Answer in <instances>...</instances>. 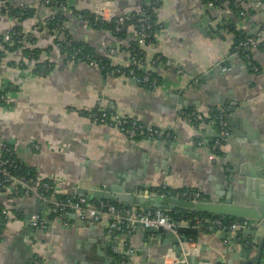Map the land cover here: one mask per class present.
I'll return each mask as SVG.
<instances>
[{
	"label": "crops",
	"instance_id": "crops-1",
	"mask_svg": "<svg viewBox=\"0 0 264 264\" xmlns=\"http://www.w3.org/2000/svg\"><path fill=\"white\" fill-rule=\"evenodd\" d=\"M149 1L68 0L69 11L62 24L74 40L87 44L112 63L125 66L126 55L116 52L108 56L107 51L110 47L126 48L135 41L134 30L118 35L110 29L93 28L84 14H98L101 8L106 14L135 12ZM245 1L248 15L232 17L227 26H221L220 18L203 0H159L155 14L161 27L144 48L145 59H171L184 73L170 68L151 69L158 81L155 86H146L125 77L112 80L91 65L71 64L53 46L55 37L62 38L63 33L54 32L47 25L50 9L41 0H9L15 6L25 4L35 10L22 21L11 16L0 18V33L16 25L24 29L37 27L35 46L42 50L37 62H50L52 69L39 75L36 62L23 48L11 50L10 45H0V85L14 89L10 103L0 105V143L11 145L15 157L33 171L32 177L54 181L62 196L74 195L76 188L106 181L118 185L133 177L136 178L131 182L142 185L138 193L166 185L209 194L215 184L224 180L222 171L235 164L233 158L264 156V50L253 54L262 67L258 73L249 72L238 54H230L235 30L264 42V12L253 7L252 0ZM231 24L234 31L228 27ZM224 60L227 64L220 66ZM206 73V80L198 81ZM228 101L237 104V115L248 119L254 138L248 141L245 134L235 137L228 131L220 154H213L208 145L217 137L215 130L204 128L198 139V130L181 118L180 111L196 110L208 116L214 107L226 110ZM97 107L132 115L168 135L160 144L157 137L128 139L115 127L92 124L80 113ZM169 140L176 144L174 149L165 147ZM201 140L205 146L197 144ZM0 206L8 211V219L0 215V264H114L112 246L120 249L125 243L132 249L129 264L177 261L171 247L162 244L164 237L157 242L148 240L157 235L146 233L144 227H133L129 233L117 232V241L108 232L106 216L91 221L66 211L62 217L54 218L47 204L36 197L11 198L4 191H0ZM130 207L142 209L136 204ZM33 214L45 219L46 225L25 233L23 229L30 226L28 221ZM78 220H84V226H78ZM89 226L92 228L88 233L96 234L95 239L83 233L84 227ZM250 227L256 228L259 239L251 244L252 250L244 261L264 264V251L257 261L264 244V226L248 221L245 228ZM221 230L216 228L212 233L211 229H203L185 247L196 259H206L205 264H228L233 251L226 247L229 239L220 236ZM104 239L108 241L103 242ZM101 242L104 247L99 249L101 256H97L92 245L99 246ZM234 248L239 250L240 245ZM232 264L239 263L233 260Z\"/></svg>",
	"mask_w": 264,
	"mask_h": 264
},
{
	"label": "built area",
	"instance_id": "built-area-1",
	"mask_svg": "<svg viewBox=\"0 0 264 264\" xmlns=\"http://www.w3.org/2000/svg\"><path fill=\"white\" fill-rule=\"evenodd\" d=\"M234 3L231 7L229 2ZM204 3L208 8L213 9L215 15L220 18V25L227 26L232 17L244 18L248 15V4L245 0H204ZM41 4L47 6L51 13L58 11H67L68 4H64L60 0H42ZM25 5V4H23ZM159 0H150L143 6L139 11H135L136 17L133 12H126L122 14H106L104 9L101 8L100 12L96 14L99 21L110 22L114 21L115 31H122L133 29L135 33V42L137 44V50L129 48V44L126 48L117 49L110 47L107 51L108 56H113L116 52H120L122 55H126L127 63L125 66L119 63H112L111 67L106 69L104 76L112 80H117L121 77H125L135 83L148 82L149 81V70L155 67L170 68L178 74H183V70L176 65L174 61L166 58L160 60V57L152 58L150 61L146 60L145 57H138L139 54L144 53V48L150 44V38L152 36L151 29L154 25L161 27L157 21L152 22L151 18L153 15L156 16L155 11L159 7ZM252 5L255 8L262 9L264 12V0H252ZM151 12V13H150ZM8 9L0 11V18L7 16ZM135 18L136 26L132 24V20ZM50 17L47 18V21ZM45 24V22L43 23ZM37 27L32 29H15V26L7 28L4 32L0 33L2 40L7 44H11L12 39L17 38V43L23 47H33L35 42L32 41L34 37V31ZM64 39V35L62 38ZM234 50L237 52H246L244 63L246 68L250 69L252 73H258L259 65L254 60V52L264 50V42L262 38H258L254 35H248L244 40L233 42ZM53 46L58 50L60 41H55ZM59 51V50H58ZM66 60L71 64H86L99 68V60L93 55H81L79 50L72 51L70 53H63ZM100 55V54H99ZM137 55V57H136ZM102 56V55H101ZM103 57V56H102ZM85 59V60H84ZM98 60V61H97ZM124 67V68H123ZM135 67L141 69L143 75L138 76L135 72ZM157 82L152 81V86H155ZM13 87L0 85V101L3 104L10 103ZM83 113V111H80ZM181 118L188 124L195 127L198 131L204 128L210 127L217 133V137L214 141L208 145L209 149L213 154H216L220 150L223 139L228 135L226 127V110L222 107L217 108V115L211 117L210 113L208 116H203L196 110L180 111ZM89 119L92 124L106 125L115 127L128 139L139 138H154L158 136H167L168 133L165 131L148 126L142 121L138 120L132 115L118 113L115 110L110 111L105 108H97L95 110H89L84 115ZM199 146H205L204 141H198ZM7 142L0 143V191L7 192L11 198L21 196H34L40 201L47 204L51 215L54 218L62 217L66 211H73L82 219H89L96 221L102 216H106L109 219L108 232L113 234V239L117 240L120 238L118 231L123 233H129L136 223L140 224L144 228H157L161 227L165 231H172L177 234L178 225H187L189 221L192 222L194 227L202 226L203 229H211L212 227L229 230H236L239 228L246 227L248 221L246 220H231L224 216H201L197 214L186 213L180 222L173 219L164 210H142L136 209L130 206H116L115 204L104 201V200H93L88 199L86 196H75V195H59L56 183L54 181L39 180L36 177H30L28 180L19 178L12 173L14 164L8 159L3 157V151L7 149ZM37 148L36 145H33ZM20 189L22 191H20ZM149 195H156L159 197L169 196L177 199L188 200V201H200L205 197L202 192L197 189H185L177 190L162 185L157 189L149 190ZM0 215L3 219H8V211L1 210ZM30 226L42 228L46 225V220L42 219L39 215H31L29 219ZM112 250L118 253V259L114 264H129L131 260L132 249L127 243L122 248H118L117 245L112 246ZM189 251V249H188ZM186 253H183V259L186 258ZM179 260L174 263L176 264Z\"/></svg>",
	"mask_w": 264,
	"mask_h": 264
},
{
	"label": "water",
	"instance_id": "water-1",
	"mask_svg": "<svg viewBox=\"0 0 264 264\" xmlns=\"http://www.w3.org/2000/svg\"><path fill=\"white\" fill-rule=\"evenodd\" d=\"M226 61H222L220 66L226 65ZM227 67V66H226ZM209 73H206L198 78V81H205ZM197 84V83H195ZM232 101H228L226 109V127L229 132L235 137H241V134L246 135L248 141L253 137L249 132L251 127L248 125V119L236 114L237 104ZM179 103V101H178ZM182 103V102H180ZM186 104V102L184 103ZM184 105H182L183 107ZM180 107V109L182 108ZM185 107V106H184ZM238 129V130H235ZM205 130L197 131L196 137H200L204 134ZM252 135V136H251ZM164 136H158L156 139L158 144L161 143ZM242 138V137H241ZM175 143L171 140L165 142V147L174 149ZM247 154V152H245ZM244 153V154H245ZM167 155V153H166ZM235 163L231 167L222 171V182L214 185V190L209 194L205 193V198L200 201H188L177 199L174 197L156 195H149V192L142 191L138 193L137 189L142 185L131 182L135 179L133 177L130 180H124L122 183L115 185L106 182H99L88 188H76L75 196H86L88 199L104 200L109 202H118L124 206H130L136 204L143 210H172L181 214L183 211H198L202 213H208L211 215L224 216L229 219L238 218L240 220L254 221L258 226H264V156L260 158L245 157L243 160L233 158ZM133 174L135 171L130 170ZM139 173V171L137 172ZM129 174V173H127ZM126 176V175H125ZM130 177V175H127ZM137 176V175H136ZM78 226H84V220H78ZM180 222V218L177 219ZM29 223V221H28ZM141 227L136 223L134 229ZM92 226L84 227L83 233L88 234L93 239L96 238V234L88 233ZM146 233L156 234L157 238L148 239L151 241H158V238L163 236L162 244L170 246L171 252L174 258L179 261L176 264H205L208 263L206 259H196L191 255L185 247L188 242L185 234H196L203 231L202 226L194 227L192 222L189 221L187 225H178L177 234L172 231H165L161 227L157 228H144ZM25 233L34 232V226H28L23 229ZM216 228L212 227L211 232L215 233ZM232 231H235L234 233ZM90 232V231H89ZM220 236L224 239H229L226 247L233 251L231 259L227 261L228 264H232L233 260L238 261L239 264L245 263V259L251 252L252 245H255L259 239L256 235V228H239L236 230H229L228 228L222 229ZM246 240H250V243H246ZM108 241L104 239L103 242ZM239 244V250L234 248ZM96 247V255L101 256L99 249H102L104 245L102 242L99 246L92 245V248ZM183 253H186V258L183 259ZM244 256V257H243ZM163 260V258H162ZM250 264V262L248 263Z\"/></svg>",
	"mask_w": 264,
	"mask_h": 264
},
{
	"label": "trees",
	"instance_id": "trees-1",
	"mask_svg": "<svg viewBox=\"0 0 264 264\" xmlns=\"http://www.w3.org/2000/svg\"><path fill=\"white\" fill-rule=\"evenodd\" d=\"M42 1V0H41ZM61 2H63L64 4H68V0H60ZM204 1V0H203ZM229 5L231 7L234 6V3L233 1L229 2ZM4 9H8V15L7 16H11V17H14V18H17L19 21H22L30 16H32V13L33 11L35 10L34 7L32 6H29V5H19V6H15L14 4H11L9 2V0H0V11H4ZM68 11H69V7H68ZM66 13L67 11H58V12H54L53 14H51L50 16V19L47 21V25H49L50 29L54 32H59V34L63 33L64 35V39H59L60 35L59 36H56L55 37V41H60V48L58 49L60 53H70L72 51H76V50H79V54H81L82 56L83 55H93L94 57H96L98 60H99V71L103 74H105V71L106 69L110 68L111 67V60L108 58V57H102L101 55H99L95 50H93L90 46H88L87 44L85 43H82L80 41H76L74 40L71 35L66 32L64 30V27H63V20L66 18ZM151 13V12H150ZM133 14L135 15V17L137 16L135 12H133ZM84 16H86L87 20L89 21V23L91 24V26L93 28H102V29H110L114 32H116L118 35H124L126 33V30H122V31H115V23L114 21H110V22H105V21H99V19L96 17V14H84ZM156 16L153 15L151 20L152 22H155L156 21ZM132 24H134L136 26L137 22L135 20V18L132 20ZM229 29L231 30H235L234 26L231 24L228 26ZM158 25H154V27L151 29V32H152V36L150 38V43H152L153 41V38H154V34L155 32L158 30ZM15 29H20V27L18 25L15 26ZM246 37H248V35L246 33H243L242 31H237L235 30V34H234V43L235 42H238V41H241V40H244ZM12 43L11 44H7L6 42H4L2 40V37L0 35V45H5V46H9V49H14V48H23V50L26 52V54H28V57L29 59H31L32 61L36 62V65H35V71L37 74L39 75H44L46 73H48L51 69H52V64L50 62H42V63H38L37 60L39 58V55L41 53V49L36 47L35 45L33 47H23L21 46V44H18L17 43V38H14L12 39ZM32 41L35 42V38L33 37L32 38ZM129 48H134L137 50V44L135 41L133 42H130L129 43ZM50 49L46 50V51H49ZM138 52V50L136 51V53ZM236 51L234 49H232L230 51V54H234ZM236 54H238V56H240L243 61L245 60L244 56L246 54V52H237ZM145 57L143 51L141 54L138 55V57ZM3 57V54L0 52V60L2 59ZM137 57V55H136ZM158 56H154L153 58H156ZM160 57V60H165L166 58L165 57H162V56H159ZM85 60V59H84ZM97 60V61H98ZM259 65V64H258ZM124 68V67H123ZM157 68V67H155ZM154 68V69H155ZM261 66L259 65V68H258V71L260 72L261 71ZM247 70L249 72L250 69L247 68ZM135 72H136V75L138 76H141L143 75L141 69L135 67ZM148 76H149V81L144 83V82H140V83H137L139 85H146V86H152V81L155 80L156 82L158 81V77L155 73V71L153 70H149V73H148ZM0 105H3V103L0 101ZM98 108V107H97ZM97 108H94L92 110H95ZM91 110V111H92ZM107 110H110V111H114L112 109H107ZM89 110H85L83 111V113H81V115H85L86 112H88ZM210 115L211 117H215L217 115V108L214 107L211 111H210ZM139 139V137L137 138ZM217 154H220L219 151L216 152ZM3 157L5 158H8L13 164H14V167H13V171L12 173L16 176H18L19 178H23V179H26L28 180V178L32 177V173L33 171L27 169L23 162L18 159L17 157H15V154L13 153V149L11 147V145H7V149H5L3 151ZM153 189H157V188H153ZM185 189H192V188H182V189H177V190H185ZM20 191H22L20 189ZM204 196V194H202ZM21 196V195H20ZM113 204H115L116 206H121L122 204L120 203H117V202H111ZM0 211H1V206H0ZM166 213H168L170 216H172L173 219L177 220L178 218H181L183 216V214L185 213H189V214H197V215H201V216H215L217 217V215H211V214H208V213H202V212H198V211H183L180 215L178 213H176L175 211H172V210H164ZM231 220H240L238 218H232ZM119 232V231H118ZM124 232V231H123ZM120 233V232H119ZM188 239H196V235L195 234H187L186 235ZM263 251H264V244L262 246V248L260 249L259 251V254H258V263H259V257L262 256L263 254ZM118 253H115L114 254V259H118Z\"/></svg>",
	"mask_w": 264,
	"mask_h": 264
}]
</instances>
